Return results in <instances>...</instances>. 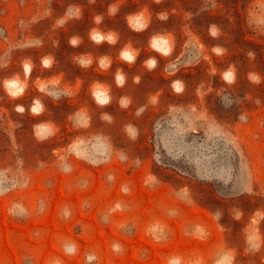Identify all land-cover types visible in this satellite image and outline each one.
I'll return each mask as SVG.
<instances>
[{
	"label": "rangeland",
	"instance_id": "obj_1",
	"mask_svg": "<svg viewBox=\"0 0 264 264\" xmlns=\"http://www.w3.org/2000/svg\"><path fill=\"white\" fill-rule=\"evenodd\" d=\"M0 264H264V0H0Z\"/></svg>",
	"mask_w": 264,
	"mask_h": 264
},
{
	"label": "clouds",
	"instance_id": "obj_2",
	"mask_svg": "<svg viewBox=\"0 0 264 264\" xmlns=\"http://www.w3.org/2000/svg\"><path fill=\"white\" fill-rule=\"evenodd\" d=\"M90 2H94V0H90ZM50 11V10H49ZM108 14L110 16H114L117 11H118V7L110 5L108 7ZM49 14V13H48ZM81 18V9L78 6H75V10L73 11V6H70L63 17L57 19L56 21V26L57 27H63L65 25V23L70 20V19H80ZM94 23L96 25H100L102 23L103 20V16L102 15H96L94 18ZM160 19H166V16H164L163 14H161ZM210 34L213 37H216L218 35V29L213 26L210 29ZM89 37L90 39L97 45L101 44V42L107 41L110 45L115 44L117 42V37L115 35V33L113 32H108V33H103L102 31H100L97 28H93L91 29L90 33H89ZM40 41L36 42L35 46H40ZM80 43V38L78 36H73L70 40H69V44L71 46H77ZM152 47L159 51L161 54H167V50L163 47L158 46L155 43V38H153V43H152ZM212 51L216 54V55H222L223 54V49L220 47H215L212 49ZM136 52L132 51L128 48H124L121 52H120V59L124 62H127L128 64H132L135 59H136ZM76 62L83 68H87L91 65L92 61L91 59H86L83 56L76 58ZM54 63V59L52 56L48 55V56H44L41 59V64L42 66L47 69V68H51L52 65ZM110 60L108 57H102L99 59V66L102 69H107L110 65ZM156 60L155 59H148L145 62V66L149 69L152 70L156 67ZM23 71H24V75L25 78H27L31 71H32V63L28 60H26L23 65ZM226 78L229 80V82H231L234 79V75L232 71H228L226 73ZM250 79L254 82V83H259V77L256 75H252L250 77ZM136 81H139V77L136 78ZM115 82L117 84V86H123L125 83V75L121 72V71H117L116 75H115ZM172 87L176 90V92H181L183 90V84L179 81L173 83ZM39 91L42 93H46L47 95L53 96L54 98H59V95H54L52 92L47 90V86L43 83H41L39 85ZM24 92V86L20 85L19 82L17 81V83H14L12 85L11 90L9 91V94L11 95V97L13 98H17L20 95H22ZM92 96L94 97L95 101L97 102L98 105L100 106H104L110 103L111 97L108 94L107 90H104L100 85H94L93 86V91H92ZM129 101L125 98L122 99L120 101V105L123 108H126L128 106ZM33 107L31 108V112L33 114H40L41 112H43L44 110V106L43 104L40 102V100H35L33 103ZM17 111L19 112H23L24 108L23 107H17ZM137 115H139V113H137ZM103 119L108 120L109 122L111 121V117L105 115L103 117ZM125 131L129 134V136L132 139H135L137 136V132L136 129L131 126L128 125L125 128ZM113 250L114 251H119L120 248L118 245H114L113 246ZM89 259H93V257H89Z\"/></svg>",
	"mask_w": 264,
	"mask_h": 264
}]
</instances>
